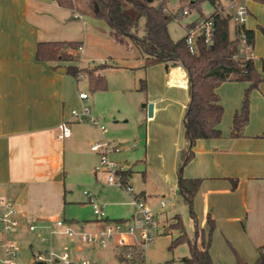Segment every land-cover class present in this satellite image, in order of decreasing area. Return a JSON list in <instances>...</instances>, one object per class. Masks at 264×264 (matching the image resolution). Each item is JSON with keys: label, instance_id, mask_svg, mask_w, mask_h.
<instances>
[{"label": "crops", "instance_id": "crops-1", "mask_svg": "<svg viewBox=\"0 0 264 264\" xmlns=\"http://www.w3.org/2000/svg\"><path fill=\"white\" fill-rule=\"evenodd\" d=\"M257 1L261 0L247 1L246 28L255 33L253 61L262 80L252 91L249 121L240 136L232 135L231 116L242 105L249 82L222 83L217 88L224 107L219 124L221 136L196 141L192 159L182 167L185 177L202 178L194 207L200 228L209 230L208 215L216 223L210 248L213 260L221 249L226 250L225 240L235 245L250 263L257 259L255 250L264 246V34L258 31H264V26L259 20L250 19L254 15L251 6ZM99 35L104 36L88 24L86 15L51 0H0V196L12 200L24 218L33 215L43 220L45 216L40 211H49L47 204L64 195L59 184L65 177L63 150L66 140L74 141V132L70 129L68 137H61L63 125L69 127L77 122L72 111L80 110L86 102L74 92L78 80L63 71L62 62L38 59V45L43 41L85 39V47L82 42L79 49L64 48L81 56L79 50L85 55L90 39ZM152 68L159 71V77H165L169 86L190 89L188 73L181 64L157 63ZM223 85L231 86L222 88ZM154 101L153 115L158 111ZM188 101L189 98L186 105ZM103 136L106 133L96 128L94 134L83 137L88 138L91 149V144ZM186 145L190 148L189 139ZM119 158L127 167L130 165L124 157ZM157 158L154 172L183 199L178 187L181 159L174 154L168 164L162 152ZM146 159L149 160V152ZM128 168L131 176L133 171ZM140 189L137 192L146 201L148 185ZM50 208L54 211L56 206ZM139 216L135 207L128 220ZM104 225L105 222L96 224ZM114 241V253L121 259L125 247ZM80 249L82 246L77 247Z\"/></svg>", "mask_w": 264, "mask_h": 264}, {"label": "rangeland", "instance_id": "rangeland-1", "mask_svg": "<svg viewBox=\"0 0 264 264\" xmlns=\"http://www.w3.org/2000/svg\"><path fill=\"white\" fill-rule=\"evenodd\" d=\"M193 1H167L166 11L172 16L168 23V30L174 40L187 35V25L196 21L202 13L211 15L215 10L208 1L201 2L200 9L192 6ZM186 8H189V12L180 18L182 11ZM251 10L254 15L251 14L250 19L259 20V23L264 26V2L257 1L251 6ZM85 15L88 24L104 36L90 37L92 39L88 40L87 53L84 55L83 51L79 50L80 59L73 61L72 64L89 67L93 64L107 62L115 68L108 67L103 72L107 81L106 89L93 91L87 77L82 76L74 92L77 95L80 91L88 94L89 98L85 105L93 116L99 118L100 124L106 127V136L95 142L108 140L113 145L121 147V151L111 154V158L122 163L119 158L122 156L130 164L128 167H131L133 172L129 180L135 192L141 191L140 188L143 189L145 185H148L149 196L146 203L153 210L158 227L154 230L153 240L143 249L145 261L148 264H182V258L190 255L189 245L183 242L171 248L173 241L182 233L181 229L171 227V224L174 223L176 215H180L185 230L192 237L194 224L190 207L182 198H178V191H172L169 184L162 180L153 169L157 164L159 152H162V157L168 164L174 154L179 156L181 163L178 172L181 169L184 152L189 149L186 145L188 138L184 115L190 101V89L189 87L185 90L169 86L165 77H159V71L153 70L152 67L155 64L143 61L142 52L132 40L123 44L116 42L110 35L107 22L103 18L90 14ZM145 23V16H142L138 24L139 35H144ZM258 31L264 34L261 28H258ZM230 35L232 38L236 37L233 22L230 24ZM82 42L85 47V39H82ZM59 52H65V54L71 52L76 55L74 50L60 49ZM143 80L146 84L144 89H142ZM224 86L231 85H223L222 88ZM252 91L249 95L250 107ZM244 96L245 90L243 98ZM154 100H156L158 111L152 117H148V109L143 105L155 104ZM78 106L76 107L79 108ZM240 108L241 106L238 110ZM233 119L234 116H231L232 125ZM69 127L74 132V141L66 140L63 150L66 160L65 177L59 181V184L62 186L64 195H61L57 201L47 204L49 211H40L43 217L48 218L38 220L37 216L33 215L22 218L21 250L17 260L20 264H36L30 248L32 244L34 252H45L47 249L54 257L67 252L71 260L75 262L79 258H84L91 264H126L114 253V238L109 239L107 246L103 247L84 242L80 237L81 232L96 231L102 228L96 224L105 222L97 220L90 202L91 198L104 207L106 217L114 222L131 219L135 205L118 184L108 182L107 173L95 171V167L99 165V157L96 152L91 151L88 138L83 136L94 134L96 128L99 129V127L87 120L81 123L73 122ZM78 134L81 137H77ZM148 152L149 160L147 161ZM147 166H149L148 170ZM182 167L185 165L182 164ZM182 174L185 177L184 168ZM161 200H164L165 207L159 205ZM54 206L56 208L53 211L50 207ZM195 213L197 214L196 210ZM57 216L65 220V227H70L77 233L72 236L62 233L61 230L65 227H57L53 223V217ZM31 223L37 225L36 231L28 229ZM167 228L169 229L166 230ZM41 238L44 241H41ZM131 241L136 242V239L131 237ZM78 246H82L80 251L77 250ZM225 246L226 250L221 249L220 254L218 253L216 259L213 260L214 264H237V255L249 262L241 251L228 240H225Z\"/></svg>", "mask_w": 264, "mask_h": 264}, {"label": "trees", "instance_id": "trees-1", "mask_svg": "<svg viewBox=\"0 0 264 264\" xmlns=\"http://www.w3.org/2000/svg\"><path fill=\"white\" fill-rule=\"evenodd\" d=\"M59 6L73 10L77 13L90 14L103 18L108 25L109 33L118 43H127L132 40L140 49L146 63L181 64L187 71L190 83V101L186 108L184 121L186 136L190 140V148L183 155V165H186L193 157L192 146L200 139L216 138L221 136L219 124L222 120L224 107L220 102L217 88L227 81H245L249 86L245 90V96L240 110L233 119L232 135L240 136L250 117L249 95L258 86L262 77L256 70L252 59L245 60L240 54L238 39L230 35V17L222 15L218 6L226 0H194L192 6L199 8L201 2H210L215 10L211 15L215 21V34L212 44H206L198 40V48L191 52L187 44V35L174 40L168 30V23L172 16L166 11L168 0H51ZM158 3H155V2ZM264 2V0H261ZM145 16V33L138 34L139 19ZM195 21L187 25L194 26ZM236 35L238 28L235 27ZM250 41H254L253 30L245 28ZM66 46L72 49L82 47L79 41H43L37 48V57L42 61H60L66 68V72L79 80L87 77L90 88L93 91L107 88V81L103 74L110 66L106 62L82 67L72 64L78 61L80 56L69 52H59ZM76 56H79L78 58ZM64 62H67L66 64ZM85 75H84V74ZM146 88L143 80L142 89ZM179 171V193L190 207V213L195 224L194 235L189 236L185 230L180 215H176L171 227H177L182 233L173 241L171 248L179 243L187 242L190 255L182 258V264H214L211 255L212 234L216 228L214 219L208 215L209 230L206 231L198 225V218L194 210V199L199 190L202 178L184 177ZM130 174V171H129ZM257 259L253 263L247 262L237 255V264H264V246L257 248ZM122 260V256H120Z\"/></svg>", "mask_w": 264, "mask_h": 264}, {"label": "built area", "instance_id": "built-area-1", "mask_svg": "<svg viewBox=\"0 0 264 264\" xmlns=\"http://www.w3.org/2000/svg\"><path fill=\"white\" fill-rule=\"evenodd\" d=\"M248 0H226L225 4H220L217 10L225 16L230 17L231 22L238 28L236 38L240 43V54L235 57H241L245 60L254 58V45L249 40L245 28L248 22L249 11L247 6ZM189 8L182 11V15H186ZM215 34V21L213 16L199 17L195 21V25L188 28L187 44L191 52L195 53L198 48V40H203L206 44H212ZM79 98L87 101L89 96L86 92L80 91ZM72 118L77 122L89 121L97 125L104 133L106 127L100 124L99 118L93 116L86 105H83L80 110L72 111ZM71 131L64 124L61 137H68ZM91 150L98 153L99 165L95 167V171H104L107 173L108 182L118 184L124 193L131 198L133 204L138 209L140 216L134 220H120L117 222L109 220L106 217L104 207L95 199H91L94 213L99 221H105L104 227L96 231H84L80 233L82 241L90 243L94 246H107L108 240L114 238L118 245L125 247L122 252V260L126 264H148L145 261L143 249L153 240L155 236L154 230L158 227V221L153 214V210L147 205L141 194L135 192L134 187L129 180V168L126 164L120 163L111 158V154L120 152L121 147L113 145L110 141H97L91 145ZM161 207H165L164 200L160 202ZM24 218L23 213L18 209L17 205L5 196H0V264H20L17 260L21 250L20 240L22 237L21 220ZM57 227H65V220L61 216L53 217ZM30 231H36L37 225L31 223L28 225ZM67 235H75L77 232L70 227H65L61 230ZM131 237L136 239V242L131 241ZM44 241L43 238L40 239ZM33 255V261L36 264H91L90 261L79 258L76 262L71 260L67 252H63L60 256L54 257L52 252L37 251L34 252L33 246L30 245Z\"/></svg>", "mask_w": 264, "mask_h": 264}, {"label": "water", "instance_id": "water-1", "mask_svg": "<svg viewBox=\"0 0 264 264\" xmlns=\"http://www.w3.org/2000/svg\"><path fill=\"white\" fill-rule=\"evenodd\" d=\"M152 1V0H150ZM66 68H63V71H65ZM144 106H147V109H148V115L151 117L153 115V103H149V104H144ZM58 178H61L60 176Z\"/></svg>", "mask_w": 264, "mask_h": 264}]
</instances>
